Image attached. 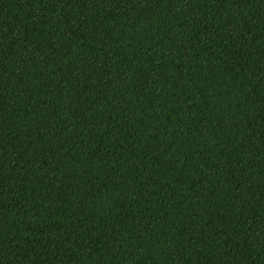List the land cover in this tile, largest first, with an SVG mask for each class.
Returning <instances> with one entry per match:
<instances>
[{
    "label": "trees",
    "instance_id": "1",
    "mask_svg": "<svg viewBox=\"0 0 264 264\" xmlns=\"http://www.w3.org/2000/svg\"><path fill=\"white\" fill-rule=\"evenodd\" d=\"M0 264H264V0H0Z\"/></svg>",
    "mask_w": 264,
    "mask_h": 264
}]
</instances>
